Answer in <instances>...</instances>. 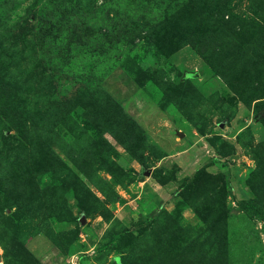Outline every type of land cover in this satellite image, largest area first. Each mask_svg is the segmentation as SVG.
<instances>
[{"label": "rangeland", "instance_id": "rangeland-1", "mask_svg": "<svg viewBox=\"0 0 264 264\" xmlns=\"http://www.w3.org/2000/svg\"><path fill=\"white\" fill-rule=\"evenodd\" d=\"M0 264H264V0H0Z\"/></svg>", "mask_w": 264, "mask_h": 264}, {"label": "trees", "instance_id": "trees-1", "mask_svg": "<svg viewBox=\"0 0 264 264\" xmlns=\"http://www.w3.org/2000/svg\"><path fill=\"white\" fill-rule=\"evenodd\" d=\"M203 168V166L199 167L198 169L195 170L194 174H197L201 169ZM249 201L247 200H242L241 203L243 204H247Z\"/></svg>", "mask_w": 264, "mask_h": 264}]
</instances>
